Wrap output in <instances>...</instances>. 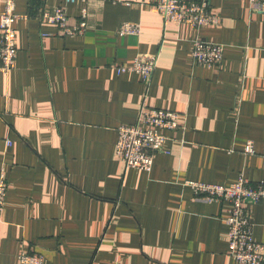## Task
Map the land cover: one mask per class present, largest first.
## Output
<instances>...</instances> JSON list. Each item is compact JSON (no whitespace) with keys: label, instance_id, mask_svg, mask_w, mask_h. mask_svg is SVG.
Listing matches in <instances>:
<instances>
[{"label":"crops","instance_id":"0c3cea01","mask_svg":"<svg viewBox=\"0 0 264 264\" xmlns=\"http://www.w3.org/2000/svg\"><path fill=\"white\" fill-rule=\"evenodd\" d=\"M161 0H16L17 57L0 70V172L8 188L0 217V264L22 251L45 264H237L226 201L196 199L186 180L230 184L243 173L264 183V10L250 0H210L221 21H165ZM5 0H0V14ZM65 5L88 29L65 36L39 15ZM136 21L138 35H119ZM224 45L219 65L196 64L194 40ZM158 53L149 84L119 73ZM185 115L164 130L168 152L151 171L117 156L118 127L143 104ZM252 140L254 154L244 153ZM264 245V198L250 204Z\"/></svg>","mask_w":264,"mask_h":264},{"label":"built area","instance_id":"2783aa9c","mask_svg":"<svg viewBox=\"0 0 264 264\" xmlns=\"http://www.w3.org/2000/svg\"><path fill=\"white\" fill-rule=\"evenodd\" d=\"M75 0H66L67 3ZM251 8L264 10V0H250ZM157 9L165 21L184 22L201 27L218 25L220 16L213 11L210 0H161ZM43 20L57 25L59 33L65 36L82 35L88 29V8L81 9L78 20H73L65 5H58L52 10H42L39 14ZM17 12L16 0H5L4 9L0 14V70L6 74L14 67L17 57L15 21L27 17ZM141 26L136 21L123 22L119 35H138ZM193 61L202 65H218L224 58V45L201 38L194 40L191 52ZM158 63V53L139 54L130 65L116 67L119 73L124 71L137 72L142 80L149 84ZM185 115L158 107L141 106L138 119L134 123L122 124L118 127L116 144L117 156L127 167L151 171L155 155L168 152L166 142L169 137L164 130L173 131L181 126ZM255 147L249 140L244 153L254 154ZM184 185L192 188L199 200L214 202L226 201L228 211L225 221L229 228V250L237 264H264V245L255 240L253 223L250 215V204L264 198V183L253 184L241 173L239 179L230 184L209 183L197 180H186ZM8 182L5 173L0 172V217L2 215ZM18 264H45L43 255L36 252L22 251Z\"/></svg>","mask_w":264,"mask_h":264},{"label":"rangeland","instance_id":"374dc122","mask_svg":"<svg viewBox=\"0 0 264 264\" xmlns=\"http://www.w3.org/2000/svg\"><path fill=\"white\" fill-rule=\"evenodd\" d=\"M219 65V64H218ZM194 196H195V194H194ZM196 197V196H195ZM197 199V198H196Z\"/></svg>","mask_w":264,"mask_h":264}]
</instances>
